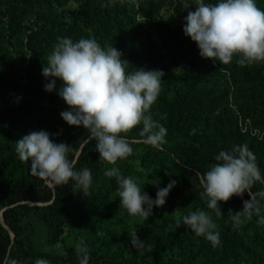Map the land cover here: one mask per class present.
<instances>
[{"label": "trees", "instance_id": "trees-1", "mask_svg": "<svg viewBox=\"0 0 264 264\" xmlns=\"http://www.w3.org/2000/svg\"><path fill=\"white\" fill-rule=\"evenodd\" d=\"M3 1L7 0L0 3ZM204 2L216 4L219 0ZM28 3L35 7V18L34 24L25 30L18 53L21 64L26 65L22 70L24 84L19 89L11 88L12 78L5 80L0 67V105L4 109V114L0 113V264H4L7 256L21 264H34L40 258L50 264H65L64 256L34 248L26 233L33 222L45 228L44 242L48 247L60 242L68 247L67 244L83 240L90 253L89 264H246L248 250L235 258L232 249L226 248L227 241L241 240L236 229L229 236L226 231L220 233L218 249L183 252L179 242L184 241L182 228L186 225L181 222L177 228L175 224L199 204L217 222L218 216L207 209L206 203L195 204L186 197L188 180L218 163L215 157L220 151H231L233 146L246 143L264 175V62L239 66L234 57L230 64L222 65L201 57L197 44L183 31L184 18L189 11H195V0H28ZM69 3L74 7L68 19L53 13ZM255 3L264 11V0ZM169 4L183 25L170 26L157 18ZM5 15L14 17L9 10ZM8 23L9 19L5 24ZM151 32L158 43L152 40ZM58 37H68L73 42L95 38L102 48L113 46L129 62L128 73L139 69L165 73L161 77V91L150 109L153 119L167 129L162 150L143 143L141 123L121 134L131 146L140 148L139 153L118 160L115 165L107 164L100 160L96 142L89 139L88 130L69 126L62 119L60 113L70 110L58 95L63 82L55 78L54 90L47 92L45 85L53 78H39ZM160 50L167 55L164 61H158ZM179 63L183 68L171 73L170 69ZM33 107L43 110L42 118L26 114ZM14 113H20L21 117L14 120L7 117ZM41 130L50 133L54 143L70 146L69 159L77 160L74 170L91 171L92 184L86 195L72 180L48 189L43 179L31 175L30 162L19 160L16 142ZM130 160L137 162L138 169L132 167ZM111 167H118L124 177H132L141 188H144L142 180L153 182L161 177L168 183L175 180L173 196L178 204L174 205V200L173 207H179L177 212L154 206L147 220L129 215L120 204L116 178L104 175ZM252 191H264V183H255ZM146 193L156 199L154 192ZM248 198L245 191L227 202L219 201L218 206L235 213L243 209ZM258 219L255 215L245 218L238 230L251 233L252 240H260L264 245V224L258 223ZM66 224L72 231L64 236ZM94 225L98 231L91 234ZM134 230L145 243L143 250H136L131 244L129 233ZM166 233L170 238L165 241ZM74 234H79L77 241ZM71 262L78 264L76 254Z\"/></svg>", "mask_w": 264, "mask_h": 264}, {"label": "clouds", "instance_id": "clouds-1", "mask_svg": "<svg viewBox=\"0 0 264 264\" xmlns=\"http://www.w3.org/2000/svg\"><path fill=\"white\" fill-rule=\"evenodd\" d=\"M195 4V11H189L184 18L183 31L197 44L201 57L219 61L222 65L230 64L234 57L239 66L264 62V11L257 7L255 0H219L216 4L195 0ZM128 64L116 48H102L95 38H80L73 42L71 38L58 37L42 69L46 79L53 78L45 85L47 92L54 90L55 78L63 82L58 95L70 110L60 113L62 119L69 126H83L88 130L89 139L96 142L100 160L111 165L132 154L131 142L121 134H127L141 123L143 143L157 150H162L166 143L167 129L153 119L150 111L161 91V77L165 73L144 69L128 73ZM15 150L21 162H30L32 176L53 187L67 185L72 180L83 194L89 192L91 171L88 168L74 170L77 160L69 159L70 146L54 143L47 131L30 132L16 142ZM215 160L218 163L210 170L197 173L198 186L203 189L200 195L207 197V209L222 216L218 202H227L247 191L251 199L244 201L241 211L232 212L231 221L239 227L245 218L251 219L255 215L259 217L258 223L264 224L257 200V197L264 200V191H252L255 183H264V175L248 145L220 151ZM104 175L116 178L117 195L128 214L144 220L152 215L154 206L165 204V198L176 185L172 180L157 191L153 200L142 192L132 177H124L118 167L107 169ZM182 223L214 248L220 244V233L208 211L190 212L182 217ZM180 224L181 220H177V228ZM129 235L132 246L143 250L145 243L139 240L136 230ZM75 254L78 264H89L90 253L83 240L76 243ZM4 264L21 262L7 256ZM34 264H50V261L40 258Z\"/></svg>", "mask_w": 264, "mask_h": 264}, {"label": "rangeland", "instance_id": "rangeland-1", "mask_svg": "<svg viewBox=\"0 0 264 264\" xmlns=\"http://www.w3.org/2000/svg\"><path fill=\"white\" fill-rule=\"evenodd\" d=\"M74 7L73 4L69 3L66 4L59 9L53 10L54 14H57L59 18L68 19L69 18V12ZM15 8V10H13ZM34 5L30 6L28 3V0H7L0 3V62L2 67V74L3 78L6 80H10L12 78V85L11 88L19 89L22 83L24 84V78L22 74L23 68L26 66H23L21 64L20 58H19V51L21 50V46L23 44L24 40V33L28 30L29 25L34 24ZM9 10V13L13 11V19H10L11 17L5 15V11ZM159 20H161L163 23L168 24L170 26L173 25H183V21L175 16V14L172 11V7L169 4L167 7L160 10L159 15L157 17ZM9 19V23L5 24L6 21ZM33 21V22H32ZM17 25V28H16ZM144 25V24H140ZM16 29V30H15ZM27 29V30H26ZM12 30L13 31L12 34ZM26 30V31H25ZM152 40H154L156 43H158V39L155 36L154 32H151L150 34ZM166 53L164 51L160 50L158 57H161L158 59V61H164L166 57ZM26 59L28 56L25 57ZM182 63H179L177 67H173L170 69V72L175 74L178 71H180L183 67ZM39 78L41 80H44L43 75H39ZM230 98V97H229ZM44 102L46 100H43ZM0 113L4 114V109L0 105ZM26 114L30 117L34 118H42L44 115L43 110L40 108L33 107L31 110L26 111ZM8 118L19 119L21 117L20 113H14L13 115L7 116ZM45 121V119H39V121ZM135 143V142H134ZM133 148V152L130 156H136L140 148L138 146H131ZM129 163L132 165L134 169H138L137 162L135 160H130ZM154 178V176H151ZM189 186H188V197H186L187 201L194 202L197 204V202L207 203L206 197L201 196L200 193L203 192L201 188L198 186V177H192L188 180ZM142 183L144 185V188H142V192L145 191L148 193H155V196L157 194V191L159 189L165 188L169 183L166 181L164 177L158 178L156 180L149 181V180H142ZM44 184L48 189H53V186L49 185L45 180ZM152 184H155L153 187ZM156 191V192H155ZM173 188L170 190L168 196L165 198L166 202L163 205L166 209H168L171 213L177 212V207H173L176 202V198L174 195ZM259 198V197H258ZM257 200L259 201V206L261 208V215H264V200H261L260 198ZM251 197L249 196L248 199L244 200H250ZM185 200V201H186ZM31 205V204H30ZM200 205V204H199ZM195 205L191 212L196 211L197 209H201V206ZM222 216H218V220L216 222L217 225V231L219 233H222V231H226V236H229L231 231L233 229L237 230V233L241 236V240H234L227 241L226 248L232 249V254L235 258L240 257V252L245 250H248V262L246 264H264V245L260 243V240H252L251 239V233L248 234L247 232H244L242 230H238V227H235L233 222L230 219V215L232 213L230 212L229 208H221ZM178 214V213H177ZM183 214V213H182ZM188 212H185L183 214L187 215ZM182 217V216H181ZM257 217V216H256ZM259 218V217H258ZM167 220V219H165ZM182 222V218H180ZM176 225V224H175ZM173 230H175L173 228ZM71 228L68 226V224L64 227V236L71 233ZM98 231L97 226L92 227V233L95 234ZM26 233L29 236V239L33 242L34 248L38 251H44L50 254H57L64 256V259L66 260L65 264H71L74 254H75V245L67 244L68 247L65 245L64 242H60L59 244H56L53 247L46 246L44 239L46 237V230L41 224L33 222L30 227H27ZM74 233V232H73ZM183 237L180 241L179 245L181 246V250L183 252L194 250L199 248L200 250H213L214 247L211 245L209 241H207L204 237H197L187 226L182 228ZM76 235L74 239L77 241L79 239V234ZM165 238V241L170 238L169 233L163 234ZM162 236V237H163ZM158 238V237H157ZM228 239V237H227ZM87 241V240H86ZM88 244H91L89 241ZM220 244L215 247L219 248ZM245 264V263H242Z\"/></svg>", "mask_w": 264, "mask_h": 264}, {"label": "water", "instance_id": "water-1", "mask_svg": "<svg viewBox=\"0 0 264 264\" xmlns=\"http://www.w3.org/2000/svg\"><path fill=\"white\" fill-rule=\"evenodd\" d=\"M0 221H1V217H0ZM11 237H12V235H11Z\"/></svg>", "mask_w": 264, "mask_h": 264}]
</instances>
